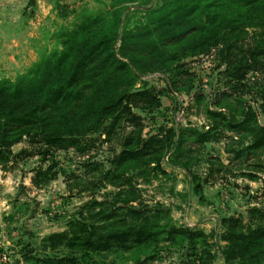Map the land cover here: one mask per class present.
<instances>
[{
    "label": "rangeland",
    "instance_id": "374dc122",
    "mask_svg": "<svg viewBox=\"0 0 264 264\" xmlns=\"http://www.w3.org/2000/svg\"><path fill=\"white\" fill-rule=\"evenodd\" d=\"M180 1L188 0H139L123 5V10L111 0H18L16 5H6L0 10V80L13 81L34 63L61 51L71 37L84 38L81 43L87 45L117 32L114 51L124 63L131 64L136 74L134 88L146 84L162 90L156 108L134 109L142 118L144 134L155 132L161 125L176 130L192 126L204 130L211 122L209 111L238 117L243 105L251 106L257 122L264 124V113L259 107L264 103V74H246L243 82L253 92L240 97L221 96L229 91L225 65L220 63L217 48L200 50L201 38L213 32L212 27L202 25V18L195 19L196 26L202 29L158 39L153 45L141 40L143 34H136L143 23L150 18L154 21L167 6ZM201 1L211 2V9L216 12L246 9L245 0H236L228 8L221 0ZM247 31L244 42L251 38L252 29ZM123 39L128 43L122 45L121 58L117 51L121 53ZM103 136L99 132L87 135L93 144L84 152L73 148L47 149L41 143L29 145L25 136L11 146L12 156L0 163V264H26L25 256L41 260L68 254L76 258L77 264H136L129 253L115 250L87 256L65 247H44L43 238L67 229L68 222L91 198L113 200L117 189L107 184L91 187L89 182L97 172L87 171V165L95 161L107 168V159L119 150L117 139L105 143L101 142ZM239 140L227 132L218 141L200 145L189 138L174 164L169 163L170 155L162 158L166 176L137 185L145 204L152 207L161 203L169 209L172 224L201 230L209 243L205 247L198 243L192 252L187 245L161 242L145 264H227L222 256L227 243L221 239V218L246 215L253 206L264 211V149L236 159L228 150L247 142L246 138L241 143ZM49 166L54 177L34 186L31 179L35 172ZM153 248L142 253H150ZM143 257L141 254V260ZM260 260L264 264V253Z\"/></svg>",
    "mask_w": 264,
    "mask_h": 264
},
{
    "label": "trees",
    "instance_id": "16d2710c",
    "mask_svg": "<svg viewBox=\"0 0 264 264\" xmlns=\"http://www.w3.org/2000/svg\"><path fill=\"white\" fill-rule=\"evenodd\" d=\"M111 1L123 10V5L139 0ZM221 1L227 8L236 2ZM210 5L211 2L201 0L180 1L167 6L154 21L150 18L135 32L144 35L143 42L153 45L158 39L184 36L197 27L202 29L195 24V19L202 18V25L212 27L213 32L201 38L200 50L217 48L220 63L225 65L229 91L222 92L221 96L249 94L253 91L243 82L246 74L249 71L264 74V0H245L243 8L246 9L235 11L216 12ZM186 21H189L187 25ZM247 28L252 29V34L244 42ZM116 36L114 32L87 45L81 43L83 37H71L61 51L34 63L13 81L0 80V163L8 161L12 156L11 146L23 136L29 145L41 143L47 149L73 148L78 152L93 144L86 139L87 135L102 133L101 142L105 143L117 139L119 150L107 159V168L97 161L87 165L88 172H97L89 182L91 187L111 185L117 189L113 200L91 198L76 218L68 222L67 229L43 238L44 247L53 250L65 247L87 256L115 250L129 253L136 264L152 259L161 242L187 245L195 252L198 243L203 247L209 245L207 234L172 224L169 209L161 203L152 207L145 204L137 185L150 184L159 176H166L162 158L168 154L169 163L174 164L182 155L181 146L189 138L200 145L218 141L226 132L232 133L240 143L244 138L247 142L228 152L236 159L254 154L264 149V124L257 122L251 106L243 105L238 117L209 111L211 122L204 130L194 126L176 130L161 125L155 132L144 134L142 118L134 109L156 108L162 90L146 84L134 88L136 74L131 64L124 63L114 51ZM127 43L123 39L121 53L117 51L120 56L124 55L122 45ZM259 107L264 113V103ZM51 169L49 166L46 170H37L31 179L33 185L38 187L54 177ZM108 222L110 226L106 225ZM220 222L221 239L227 243L222 251L224 261L260 264L264 253V211L253 206L246 215L226 216ZM151 246L154 248L150 253H142ZM24 259L26 264H77L70 254L45 256L41 260L25 256Z\"/></svg>",
    "mask_w": 264,
    "mask_h": 264
},
{
    "label": "crops",
    "instance_id": "0c3cea01",
    "mask_svg": "<svg viewBox=\"0 0 264 264\" xmlns=\"http://www.w3.org/2000/svg\"><path fill=\"white\" fill-rule=\"evenodd\" d=\"M16 1L18 0H0V10H2V8L6 5H10L11 3L13 5H16ZM21 2H23V0H20ZM20 4V3H19Z\"/></svg>",
    "mask_w": 264,
    "mask_h": 264
}]
</instances>
